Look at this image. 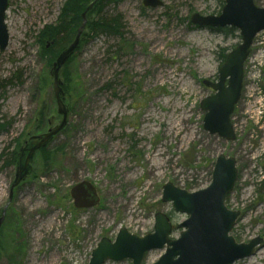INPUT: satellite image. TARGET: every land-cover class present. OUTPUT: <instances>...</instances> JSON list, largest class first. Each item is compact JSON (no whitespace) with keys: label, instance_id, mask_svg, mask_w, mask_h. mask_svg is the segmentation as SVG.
I'll use <instances>...</instances> for the list:
<instances>
[{"label":"rangeland","instance_id":"rangeland-1","mask_svg":"<svg viewBox=\"0 0 264 264\" xmlns=\"http://www.w3.org/2000/svg\"><path fill=\"white\" fill-rule=\"evenodd\" d=\"M68 1L9 0L10 43L0 50V119H14V125L0 136V216L10 204L0 230V264H89L103 238L114 241L122 229L138 237L152 234L158 213L170 218L176 240V227L187 216L162 202L163 187L207 189L220 155L235 158L239 171L226 201L241 213L231 236L238 244L264 240V82L254 81V67L264 62V34L246 64L232 119L236 142L204 131L201 102L214 92L203 81H218L224 57L242 37L237 30L225 35L193 26L191 18L220 16L226 0H162L158 9L145 8L143 0H103V13L88 21L120 16L122 36L84 37L67 70L68 124L46 149L49 163L39 153L31 160L10 203L18 161L10 167L5 162L16 151L15 141L24 134L28 148L63 120L39 36L45 27L60 25ZM256 3L264 7V0ZM43 108L46 124L37 130L36 114ZM81 182L97 189L100 204L94 209L74 207L71 190ZM164 254L153 251L143 264H155ZM235 264H264V241L255 256Z\"/></svg>","mask_w":264,"mask_h":264},{"label":"water","instance_id":"water-1","mask_svg":"<svg viewBox=\"0 0 264 264\" xmlns=\"http://www.w3.org/2000/svg\"><path fill=\"white\" fill-rule=\"evenodd\" d=\"M98 1V0H97ZM9 0H0V50H7L10 43L6 14ZM94 2L82 14L83 23L74 42L56 59L51 70L53 89L58 114L63 117L61 124L38 137L37 142L22 150L27 152L24 165L17 169L16 179L10 190V203L15 189L23 182L30 162L35 154L44 149L61 134L68 124L69 112L64 103L61 71L81 45V38L87 27V14L93 10ZM145 8L164 7L162 0H143ZM193 26L202 29L232 28L240 32L242 44L231 52L221 67L219 80H204L203 85L214 92L201 102V110L206 113L204 131L210 135L235 142L237 140L232 116L242 98L244 69L254 40L264 31V8L256 6L254 0H226L220 16L194 14ZM239 171L235 158L220 155L216 160L211 185L204 190L189 193L171 183L163 187L162 202L172 204L175 212L187 216V220L177 226L180 237L170 239L173 223L162 213L155 216L154 232L138 237L122 229L114 241L103 238L92 251L89 264L123 263L142 264L147 254L165 250V254L155 264H235L255 256L263 246V237L253 239L249 244H238L230 236L235 228L240 212L231 211L226 206L227 198L234 191ZM71 198L77 210H91L100 204L97 189L90 182H81L71 190ZM10 205V204H9ZM7 206V208L9 207ZM7 208L0 217V230L7 215Z\"/></svg>","mask_w":264,"mask_h":264},{"label":"trees","instance_id":"trees-1","mask_svg":"<svg viewBox=\"0 0 264 264\" xmlns=\"http://www.w3.org/2000/svg\"><path fill=\"white\" fill-rule=\"evenodd\" d=\"M93 0H69L66 4L60 25L57 26H47L45 27L40 36H39V43L41 46V57L45 60L46 65L51 70L53 63L56 61L57 57L65 50L67 49L68 44H72L73 40L77 37L78 30L82 26V14L87 10L88 2L90 3ZM96 0H94L95 2ZM114 3L118 4L120 0H112ZM104 4L103 0L97 1L92 11H90L87 14L88 18H92L94 15H101L103 13ZM69 19V21H68ZM122 23L123 20L118 17H101L97 21H91L89 19L87 23V27L82 35L81 43L83 42L84 37H90L92 34H100V35H107L112 37H120L122 36ZM88 33L86 34V32ZM219 33L222 34H228L232 31H234L231 28L223 29V30H216ZM65 44V45H64ZM82 45V44H81ZM67 46V47H66ZM49 47V48H48ZM76 55V54H75ZM72 56L69 61L67 62L66 66L64 67V72L62 74L63 79L65 80V83L63 84V91L64 96L69 95L70 92V77L68 76V68L74 63L76 57ZM225 60L227 56L224 57ZM1 87V86H0ZM69 111V110H68ZM46 116L47 112L43 108L36 114V129L37 130H43V127L46 124ZM14 125V119H8L5 118V120L0 119V136L3 134H7L10 132V130L13 128ZM24 139V134L15 141V144L17 145L16 151H14L8 158V160L5 162V165L7 167H10L12 165H15L18 161L19 164V158L21 149L24 147L22 141ZM48 147L40 150L39 154L42 155L43 161L45 163H49L50 161V155L46 152V149ZM4 156L0 157V162L2 161Z\"/></svg>","mask_w":264,"mask_h":264},{"label":"built area","instance_id":"built-area-1","mask_svg":"<svg viewBox=\"0 0 264 264\" xmlns=\"http://www.w3.org/2000/svg\"><path fill=\"white\" fill-rule=\"evenodd\" d=\"M261 36H263V34ZM263 65H264V62H260L259 64H257L254 67V69H259L258 71L254 72V74H255L254 81L255 82H261L262 81V72H261V70H262Z\"/></svg>","mask_w":264,"mask_h":264},{"label":"flooded vegetation","instance_id":"flooded-vegetation-1","mask_svg":"<svg viewBox=\"0 0 264 264\" xmlns=\"http://www.w3.org/2000/svg\"><path fill=\"white\" fill-rule=\"evenodd\" d=\"M254 2H255V4L257 5V3H256V0H254ZM258 6V5H257ZM258 7H260V6H258ZM260 8H262V7H260ZM264 8V7H263ZM49 48V47H48ZM26 154H21V157L19 158L21 161H20V163L21 162H23V157L25 156Z\"/></svg>","mask_w":264,"mask_h":264}]
</instances>
